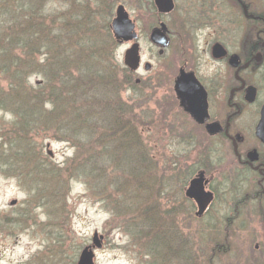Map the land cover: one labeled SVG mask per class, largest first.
Returning <instances> with one entry per match:
<instances>
[{
	"label": "rangeland",
	"instance_id": "obj_1",
	"mask_svg": "<svg viewBox=\"0 0 264 264\" xmlns=\"http://www.w3.org/2000/svg\"><path fill=\"white\" fill-rule=\"evenodd\" d=\"M77 1L0 0V264H77L95 232V264H264V196L248 200L251 186L219 192L193 223L173 215L171 192L190 188L194 163L232 168L228 144L171 110V77L184 59L205 65L204 51L141 45L152 67L128 74L130 46L109 45L118 4ZM119 2L139 15L137 0Z\"/></svg>",
	"mask_w": 264,
	"mask_h": 264
},
{
	"label": "flooded vegetation",
	"instance_id": "obj_2",
	"mask_svg": "<svg viewBox=\"0 0 264 264\" xmlns=\"http://www.w3.org/2000/svg\"><path fill=\"white\" fill-rule=\"evenodd\" d=\"M137 1L139 6L130 7H140L139 15L129 12L119 0L113 1L112 8L116 3L123 6L134 28L121 41L113 36L115 39L109 45L130 48L138 45L140 62L134 73H138L143 62L141 45H152L150 50H157L160 57L172 50L192 49L198 45L204 51L205 65H189L188 59L179 65L177 73L170 79L171 92L168 94L173 103L171 110L179 107L196 129L211 139L228 144L233 156L231 171L223 165L224 160L217 165L207 155L203 167L198 163L193 164L196 173L190 188L171 192L175 195L170 198L172 210L180 211L176 215L177 212H174V218L178 222L188 220L191 223L206 218L218 209H212V203L220 199L219 192L227 193L231 188L244 187L245 184L255 190L254 194L247 193L246 198L259 202L264 196V144L256 136L264 108V0ZM140 16L152 19L146 23L144 30ZM147 37L150 42L144 43ZM147 65L151 69V63L143 62L144 70L150 71L146 69ZM191 74L199 84L194 102L200 104L203 110V115L198 118L202 123L186 111L177 95V88L182 91L183 86H188L177 83L180 77L185 80L191 78ZM142 81L136 79L135 84L140 85ZM193 88V85L188 86L192 94ZM215 167H220L219 174H213ZM221 167L225 169L224 175ZM192 184H196L193 191ZM246 202L244 199L238 203L244 205ZM201 207L203 210L200 213ZM225 231H230V228L227 226ZM228 234L226 237L230 238ZM263 238L264 234L254 246V252L258 255L264 254ZM226 250L225 245H220L217 253L221 256Z\"/></svg>",
	"mask_w": 264,
	"mask_h": 264
},
{
	"label": "water",
	"instance_id": "obj_3",
	"mask_svg": "<svg viewBox=\"0 0 264 264\" xmlns=\"http://www.w3.org/2000/svg\"><path fill=\"white\" fill-rule=\"evenodd\" d=\"M133 28H134L133 24L129 20L128 14L125 12L124 7L119 6L116 9V19L113 22L114 37L116 38V40L121 41L122 38H125L127 34H129L130 30H133ZM139 62H140L139 47L138 45H134L128 51H126L124 55V64L130 70L135 71L137 70L139 66ZM146 69L149 70L150 67L147 65ZM177 83L179 84L183 83L188 86H191V85L194 86L193 94L190 90L188 91V86H186L185 88L183 86L182 91H178V88H177V95L181 100V105L185 107L186 111L198 120L199 116L203 115V110L200 107V104H198L197 102H194V98L197 94V89H199L198 82L195 80L194 76L192 75L191 78L189 77L188 79H185V80H182V78L180 77ZM199 122L202 123L203 121L200 119ZM256 136L264 144V108L261 113L260 122L256 128ZM195 185L196 184L192 185V189H191L192 191ZM15 204H16L15 201L11 203V205H15ZM202 210L203 208L201 207L200 213L202 212ZM102 240H103V237L102 236L99 237L98 234L95 233L94 238H93L94 247L101 249ZM93 259H94V254H93L92 248L86 249L82 252L78 264H94Z\"/></svg>",
	"mask_w": 264,
	"mask_h": 264
},
{
	"label": "trees",
	"instance_id": "obj_4",
	"mask_svg": "<svg viewBox=\"0 0 264 264\" xmlns=\"http://www.w3.org/2000/svg\"><path fill=\"white\" fill-rule=\"evenodd\" d=\"M87 1H89V0H78L77 1V4H80V3H83V2H87ZM85 11H89L90 10V8H83ZM76 18H79V15H77L76 16ZM62 25H63V23L61 22V24H60V26H58L57 27V29H58V32H60L62 35H64L65 33H64V31H63V28H62ZM26 46H30V45H26ZM14 47H17V48H21V49H23L24 47H25V45H2V48L3 49H9V48H14ZM23 50H26V49H23ZM45 51V50H44ZM48 54V53H47ZM127 71V70H126ZM91 73V77L92 78H94V74H93V72H90ZM127 73L129 74V72L127 71ZM69 81H71L70 82V84H72L75 88H77V85H80V81L78 80V78L77 79H75V80H69ZM93 81V80H92ZM93 82H96V81H93ZM41 93V92H40ZM34 98H36L35 96L33 97V100H34ZM52 99H54L55 100V102H56V104H55V107H57L58 108V106H60V104H61V102H62V100H60L59 99V97H56V98H52ZM33 103H34V101H33ZM29 106V105H28ZM30 107V106H29ZM75 114H77V113H75ZM78 115V114H77ZM78 120H80V117L78 116V118H76V122H78ZM92 122H94V121H92ZM100 122H101V119H100ZM106 122H108V123H110V122H112V121H105L104 119H102V123L103 124H106ZM27 125H28V122H25ZM36 125V124H35ZM34 125V126H35ZM130 137H132L131 135H129ZM102 160H106V162H105V164H109L110 162H108V160L107 159H102ZM102 162V161H101ZM95 166V165H94Z\"/></svg>",
	"mask_w": 264,
	"mask_h": 264
}]
</instances>
